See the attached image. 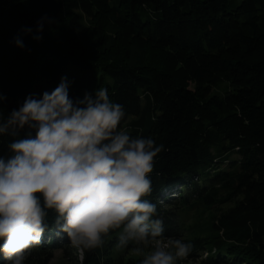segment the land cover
Returning <instances> with one entry per match:
<instances>
[{"label": "trees", "instance_id": "16d2710c", "mask_svg": "<svg viewBox=\"0 0 264 264\" xmlns=\"http://www.w3.org/2000/svg\"><path fill=\"white\" fill-rule=\"evenodd\" d=\"M133 49L154 62L131 63ZM62 78L73 101L106 88L124 109L118 130L163 146L147 199L166 237H184L179 207L232 204L210 242L184 239L185 261L206 251L201 264H264V0H0V118ZM14 139L0 136V156ZM56 215L26 264L71 248ZM104 248H81L82 264H140Z\"/></svg>", "mask_w": 264, "mask_h": 264}, {"label": "clouds", "instance_id": "9594fccd", "mask_svg": "<svg viewBox=\"0 0 264 264\" xmlns=\"http://www.w3.org/2000/svg\"><path fill=\"white\" fill-rule=\"evenodd\" d=\"M68 87L62 78L41 99L29 96L0 118V136L15 137L9 155L0 156V253L8 264H24L48 228L47 210H53L59 231L74 246L100 247L105 236L121 230L117 247L132 243L140 264L186 259L192 244L166 237L163 220L154 218L157 206L147 199L163 146L118 130L124 109L106 88L73 101ZM25 128L29 132L21 138Z\"/></svg>", "mask_w": 264, "mask_h": 264}, {"label": "rangeland", "instance_id": "374dc122", "mask_svg": "<svg viewBox=\"0 0 264 264\" xmlns=\"http://www.w3.org/2000/svg\"><path fill=\"white\" fill-rule=\"evenodd\" d=\"M132 62L131 63H153L155 59L156 52L150 51V49H146L145 53L132 50ZM219 196L220 199L226 198L225 192L220 193ZM232 207L231 203L228 204H221L217 203L211 208H206L203 206H196L195 208L191 210H183L182 208L176 209V214L178 215V221L180 222V227L183 231V236L180 239H199L202 242L208 243L213 238L212 232L210 230V225L212 221L218 219L220 213L224 212L225 210ZM178 222V223H179ZM121 230H118L115 232L116 236H108V239L104 242V249H107L109 251L108 255L112 259H122L125 263L133 261V262H141L142 257H138L134 254L132 251V248L134 245L130 243L125 248H119L117 247V244L113 243L111 244L110 241L117 240L118 243V236L119 232ZM113 237H117L113 238ZM71 248H68L66 251L62 249L55 250L52 252V258L49 261L48 264H82L83 261V251L81 248L74 246L71 244V246H68ZM32 250H30V253L27 255L29 256L32 254ZM209 254L206 253V251L202 252L201 256L197 257V260H194V258L187 259L186 261L184 259L178 260L177 264H201V260H203L206 256ZM8 264V261L6 260V263ZM24 264L25 261H24Z\"/></svg>", "mask_w": 264, "mask_h": 264}]
</instances>
